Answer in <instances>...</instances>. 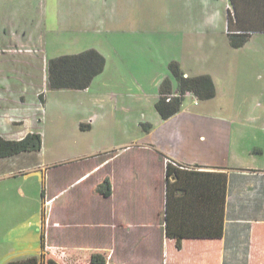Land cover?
Segmentation results:
<instances>
[{
    "label": "rangeland",
    "instance_id": "1",
    "mask_svg": "<svg viewBox=\"0 0 264 264\" xmlns=\"http://www.w3.org/2000/svg\"><path fill=\"white\" fill-rule=\"evenodd\" d=\"M209 1L0 0V16L6 14L7 20L13 21L15 30L16 25L23 28L24 24L33 26L35 30L44 27V36L37 44L20 42L19 47L11 46V49L22 50L16 54L17 61L29 62L33 56L37 57L36 79L25 77L22 81L17 72L9 70L11 68H0V75L7 81L3 88L6 97L11 95L17 99L19 111L12 109L9 112L24 116L21 131L34 123V120L26 119L29 117L26 108L36 112V120H40L37 131L41 140L39 150L7 157L5 161L11 163L5 166L0 163V172L15 167L36 168L28 175L0 181V198L4 196L7 203V211L0 213V256L5 254L3 259H9L6 262L37 254V250L32 248L36 249L40 244L33 235L32 238H22L19 243L4 240L5 231L7 233L15 223L27 217L24 210L9 212L15 206L9 203L20 193L19 188L28 198L31 197L29 200L21 199V207L28 206L32 211L33 207H40L42 190L47 196L57 195L59 199L55 208L70 203L69 207L74 210L68 215L70 226L67 227L66 241L83 246L84 255L103 253L100 250L110 241V228L105 227V223L110 221L108 212L118 206L120 200L102 198L100 205L90 185L95 179L94 191L103 193L110 190L111 187L107 189L105 183L112 175L110 171L117 172V175L127 171L129 164H125L126 161L138 152L134 147L136 143H162L188 161L196 158L211 165L264 169V153L253 151L257 147L264 151V32L254 31L246 41L238 44L239 37L230 36L227 32V29L236 31L237 27L231 23L226 28V22L217 17L222 8L225 19L231 14L225 12V0ZM222 3L225 4L223 7ZM76 7L79 9L74 12ZM73 13L93 16V22L97 17L103 23L74 27L69 23L71 18L74 19ZM129 15L133 21L155 29L117 30L116 22ZM173 19L182 20L183 28L170 29V24L175 27L170 22ZM30 47L36 52L24 51ZM90 48L104 56L105 66L86 89H54L48 86L44 76L48 59ZM2 56L0 52V59ZM172 61H176L181 71L190 77L207 75L213 84L214 95L209 99H198L187 93L190 95L183 98L179 113L164 120L155 104L161 83L172 76L169 69ZM149 131L152 132L148 134ZM5 136L13 137L11 134ZM132 144V149H118L119 145ZM213 149L218 152L217 158L207 156V152ZM221 153L225 156L222 157ZM98 160L99 173L83 183L81 180L73 182ZM167 160L163 158L162 164L156 165L130 161V165L134 164L136 173L161 174ZM26 200L28 202L24 204ZM99 205L104 226L100 234L93 232L97 214L87 211ZM39 207L32 222L37 220L40 224ZM81 207L87 212L82 217ZM48 208L46 205V213ZM40 225L44 229L45 226ZM13 233L11 230L6 236ZM46 248L44 246V250ZM59 250L56 247L49 252L59 258L60 264H91L90 260H68ZM41 254L37 255L40 259ZM3 259L0 264H3Z\"/></svg>",
    "mask_w": 264,
    "mask_h": 264
},
{
    "label": "crops",
    "instance_id": "2",
    "mask_svg": "<svg viewBox=\"0 0 264 264\" xmlns=\"http://www.w3.org/2000/svg\"><path fill=\"white\" fill-rule=\"evenodd\" d=\"M206 1L210 2L209 0ZM225 4L227 5L225 11L227 14L231 12L230 1L225 0ZM225 4H223L222 7ZM76 9L79 8L76 7L74 12ZM72 15L74 19L71 18L69 23L74 27H80L81 25L91 26L92 24L98 26L103 23V21L97 17H94L93 22V16L87 14L75 15V13H73ZM210 15L209 18L212 20L213 17ZM222 15H224L223 8L217 17L221 22H226V28H229V17L226 16L227 18L225 19V16ZM242 15L244 14L240 15V22H236V18H233L232 24L237 27V30L252 29L254 32L261 31L260 29L264 27V19L259 15L255 17V22L253 23L255 25L254 27H243ZM134 22H136V24H134ZM170 22L174 23L175 27L173 28L170 24V29L173 31L174 28L175 30H180L185 25L182 20L173 19ZM140 23L139 21H133L132 16L129 15L116 22V29H120V31H122V29L140 31L155 29L146 26L144 23H142V25ZM61 24L62 23H60V25ZM195 24L197 23L195 22ZM246 24L248 25L247 22L245 26H247ZM16 27L17 30L14 28L13 21L7 20L6 14L2 17L0 16V52H2L3 55L0 59V68H11L9 70L17 72L19 75L18 78L22 81L25 77H33L36 79L34 70L37 69V57L33 56V60L30 59V61L28 60L29 62L17 61L16 54L21 53L22 50L16 48L11 49V46L15 44L14 46L19 47L20 42H22L21 44H28V42L33 45L37 44L44 36V27H39L40 29L37 30H35L33 26L28 27L27 24H24L23 28L21 25H16ZM228 31L229 29H227V32ZM11 51L16 53H9ZM24 51L26 53L33 51L32 53H34L36 49L33 50L30 47L29 49H24ZM9 55L10 57H7ZM20 58L19 56V59ZM27 71H29V73ZM31 71H33L34 74ZM183 73L185 76H188L186 72ZM44 76L47 77L46 66H44ZM170 80L173 90L177 91L176 81L172 77H170ZM6 83L7 81L0 75V136L6 139L19 140L28 133L38 132L37 127L39 126L40 120H36L38 114L36 112L33 113V110L30 108H26V112L29 116L26 119L34 120V123L32 126H28L24 131H21L24 116H17L14 113L12 115L9 112L12 109L17 110V99H13L11 95H9V98H7L8 96L6 97V91L3 89ZM13 95L15 96V94ZM25 101L28 103L27 100ZM24 115L26 116V114ZM171 117L164 120H168ZM151 132L152 131H149L148 134ZM7 134H11L13 137H6L5 135ZM133 145L134 144L119 145L121 147L118 149L127 148L129 150L132 149ZM134 147H136L135 150H138V152H134L133 155L129 157V161H126L125 164H129L127 171H122L119 175H117L115 171H110V174L114 176L109 175V186L111 189L106 190L109 196L103 195L101 191L98 192L93 190L95 179L90 185L91 190L95 193V196L98 197L100 205L102 198H108L110 200L115 198L117 201L120 200L118 205L120 208H118L117 205L112 207L108 212L110 215L109 224L105 223V227L110 228L109 244L104 249L100 250V252L103 253H96L103 255L107 262L113 264H264V169H244L243 167L237 169L225 165H211L201 163L199 159L196 158L192 161H188L186 158L179 155L175 149H169L159 142L149 143L144 141L136 143ZM253 151L256 153H264L260 147L255 148ZM217 155L218 152L214 149L213 151L207 152L209 158H217ZM220 155L222 157L225 156L223 153ZM95 156L99 155H94L93 157ZM11 157H13V155ZM8 158H0V161L3 160L0 162L1 166L11 163L10 161H5V159ZM163 158L168 159L167 163L173 160L177 164L186 165V167L189 168L215 172V175L208 176L210 188L206 190L207 187H204L205 195H201L199 189L196 187L198 178L196 177L195 179V176H191L189 178H192V180H190L192 182L186 183V181H188L186 180L188 176L184 177V174L180 176L181 186L177 185V187H175L176 189L174 188L168 193V196L172 197L170 202V213L176 216L170 219V229L177 231L178 226L175 225H177L181 218L183 219V217H181L183 215L179 214L180 212H183L184 215L188 214V219L185 220L184 223L187 227H183L182 229V233L186 234L181 238L180 248L177 247L176 237L167 234L166 218L167 183L174 182L177 177L173 174L167 176L166 164L161 168V174L154 173L149 175L136 173L133 169L134 164L130 165V161H136L137 164L144 162L147 165L162 164L161 161ZM99 163L100 160L87 168L82 174L78 175L73 182L81 180V183H83L91 179L96 172H100V166L98 167ZM35 169L34 167H29L27 169L15 167L13 169L10 168L8 171H1L0 181L3 179H16L17 177H21V175H28ZM220 173H225L227 177L226 193L223 204V232L219 237H201L195 234L194 229L199 228L195 227L194 224L197 222L192 218V214L206 215L205 220L208 221L209 216H212L210 214L220 212V208L222 207V190L220 188L222 176ZM99 180L100 178H97V181ZM183 182L188 185H183ZM184 188H186L187 192L183 191ZM19 191L20 193L16 194L15 198H12L11 203H9V205L15 206H13V209L8 210L10 213L24 210L27 217L21 220L20 223H15L13 227L7 230V233L14 230L12 236H6L7 233L5 231L3 236L4 240H8L11 243H19L22 241V238H26L27 236L32 238L33 235L35 240L39 239L40 241L36 249L32 248V250H37V254L35 255L45 253V255L59 262V258H57L56 255L52 256L49 252V250L53 251V249L57 247L60 248L59 251H63V256L67 257L68 260L76 262L81 260L85 262V260L91 259L92 254H95L94 252L92 254L89 252L84 255L83 252L85 250L83 246L80 247L66 241L65 236H67L69 230L67 227L70 226H68V224H70L68 223L70 221L68 215L74 210V208L69 207L70 203H65L55 208V203L59 198H56L57 195L47 196L44 191V196L42 197L41 195L40 198V207L38 206L41 216L40 224L45 226L43 229V226L37 223V220L32 222L37 215L36 210L38 207H33V211L28 206L21 207V199L29 200L31 197L29 196L28 198V195L23 192L21 188H19ZM181 198L186 200L192 199L195 206H184ZM28 200H26L24 204H26ZM36 201L37 199H35V204ZM6 204V198L2 196L0 198V213H5L7 211ZM46 205H49V208L51 207V209L48 208L47 213L45 211ZM100 205L97 208L95 207L87 210L90 213L93 212L95 216L97 214L98 217L97 219L95 218L93 232L98 231L99 234L102 228H104L101 222L102 208ZM86 213L85 208L81 207V217ZM7 214L9 215V213ZM182 219L181 221L185 218ZM44 246L47 247L45 250ZM4 255L5 254H2L0 256V260L4 258ZM6 260L9 259H3L2 262L4 263Z\"/></svg>",
    "mask_w": 264,
    "mask_h": 264
},
{
    "label": "trees",
    "instance_id": "3",
    "mask_svg": "<svg viewBox=\"0 0 264 264\" xmlns=\"http://www.w3.org/2000/svg\"><path fill=\"white\" fill-rule=\"evenodd\" d=\"M231 5V14L228 18V27L236 18V22H240V15L243 16V27H254L255 17L257 15L264 19V0H229ZM241 13V14H240ZM232 17V19H231ZM248 23L245 26V23ZM264 32V27L260 29ZM253 32L252 29H243L237 31H228L230 36L239 37L238 44H242L246 41L247 37ZM105 66L104 56L96 49L90 48L86 49L80 53L61 55L55 58L48 59L46 63V73H47V84L50 88L54 89H73L81 90L86 89L92 80L103 70ZM169 69L171 72V77L177 83V91L172 88L171 80L169 78L164 79L159 88V97L155 104V108L162 119H167L180 111L181 103L183 98L187 93H192L197 96L198 99H209L214 95L213 84L211 79L207 75L199 76H185L181 71L179 64L176 61H172L169 64ZM172 94L173 96L170 100L166 97ZM175 94V95H174ZM42 97V96H40ZM41 146L40 135L38 132H31L25 135L19 140L6 139L0 136V158L9 157L21 152L39 150ZM166 174L170 176L175 175L177 179L174 182L167 183V208H166V218H167V234L176 237L177 247H181V238L186 234L182 233L185 220L188 219V214L180 212L183 215V221L181 219L177 223V231L171 230L169 227L170 219L176 217L175 214L170 213V202L172 197L168 196V193L172 191L177 185H180V176L184 174L187 177V182H192L191 176L198 178L196 181V187L199 189L201 195H205L204 187L210 188V180L208 176L215 175V172L197 170L193 168L186 167V165L178 164L173 165L168 162L166 165ZM222 176V184L220 186L222 192V207L220 212H215L210 214L208 221L205 220L206 215L192 214V218L197 222L195 227L199 229H194L195 234L201 237H219L223 232V204L226 193L227 177L225 173H220ZM106 188L109 189V182L106 180ZM183 182V185H188ZM183 187V186H182ZM176 189V188H175ZM182 189V188H181ZM186 191V188L183 189ZM204 191V193H203ZM104 195H109L108 192H103ZM44 196V190L41 193ZM176 200V198H175ZM180 200V199H178ZM182 204L184 206L194 205L195 203L192 199L181 198ZM176 220V221H178ZM193 234V235H195ZM91 264H113L107 262L103 255L95 253L91 256ZM3 264H60L52 257H45V254H41V259L37 255H33L24 259L10 260Z\"/></svg>",
    "mask_w": 264,
    "mask_h": 264
},
{
    "label": "built area",
    "instance_id": "4",
    "mask_svg": "<svg viewBox=\"0 0 264 264\" xmlns=\"http://www.w3.org/2000/svg\"><path fill=\"white\" fill-rule=\"evenodd\" d=\"M174 95H175V94H174ZM172 96H173V95L170 94V95H168V96L166 97V99H167V100H170V98H171ZM169 162L172 163L173 165H176V166L178 165V164H177L176 162H174L173 160H170Z\"/></svg>",
    "mask_w": 264,
    "mask_h": 264
}]
</instances>
